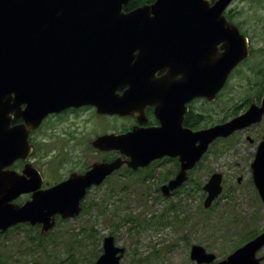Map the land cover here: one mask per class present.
I'll return each mask as SVG.
<instances>
[{
	"label": "water",
	"instance_id": "obj_1",
	"mask_svg": "<svg viewBox=\"0 0 264 264\" xmlns=\"http://www.w3.org/2000/svg\"><path fill=\"white\" fill-rule=\"evenodd\" d=\"M233 1L154 0L125 12L129 0H0V234L26 222L42 223L41 231L47 233L55 215L78 216L86 189L100 185L123 163L119 158L94 163L85 173L71 174L33 195L24 206H12L10 201L28 185L2 170L26 159L29 134L49 114L93 106L99 115H113L154 106L159 128L98 137L92 146L120 151L132 170L163 157L176 158L179 170L160 187L163 197L188 180L187 173L214 141L259 123L264 95L259 106L250 105L229 121L199 131L173 128L170 121V103L177 112L183 101H215L231 70L248 56L246 37L224 16ZM218 45L222 52L217 55ZM200 54L207 56V63L199 72L190 69L184 84L170 86L167 75L155 77L159 70L195 66ZM123 85L127 91L120 97L116 91ZM13 119L21 123L12 125ZM251 169L264 203V137ZM221 181L214 173L204 184V208L220 195ZM263 247L264 232L223 260L214 262L215 255L199 245L191 246L189 259L195 264H260L264 257L256 255ZM123 254L113 237L106 236L93 264H120Z\"/></svg>",
	"mask_w": 264,
	"mask_h": 264
},
{
	"label": "rangeland",
	"instance_id": "obj_2",
	"mask_svg": "<svg viewBox=\"0 0 264 264\" xmlns=\"http://www.w3.org/2000/svg\"><path fill=\"white\" fill-rule=\"evenodd\" d=\"M230 8L249 33L252 49L216 101L202 105L207 127L233 112H243L245 103L264 91V0H235ZM69 121L78 122L68 118L42 129L38 138L46 136V148L37 155L42 160L57 158L63 172L81 168L77 172L83 174L99 155L71 144L63 146L62 131L70 129ZM254 134L244 130L230 140L213 143L190 171V183L169 197L157 190L176 167L171 162L160 163L145 178H132L123 171L109 177L108 183L89 192L82 213L60 222L53 231L6 233L0 240V264H89L101 254L106 236L124 249L120 264H195L189 259L192 245L213 253L215 262L224 259L246 243L243 239L264 232V203L248 179L246 162L251 150L246 139ZM214 173L222 175V191L206 209L202 186ZM259 256L264 257V247Z\"/></svg>",
	"mask_w": 264,
	"mask_h": 264
},
{
	"label": "flooded vegetation",
	"instance_id": "obj_3",
	"mask_svg": "<svg viewBox=\"0 0 264 264\" xmlns=\"http://www.w3.org/2000/svg\"><path fill=\"white\" fill-rule=\"evenodd\" d=\"M209 1L211 2V4H213L215 0H209ZM224 15L226 17L227 22L231 23L232 25H235L238 28L239 32L244 37H246L248 43V56L244 60L239 62L234 69L231 70L223 88L220 90V92L217 93L216 99L227 86L235 70H237V68L247 60L252 49V43L250 42L249 33L245 32V28L243 24L237 20V16H235L230 6L224 11ZM221 52L222 50L220 48V45H218L216 47V54L218 55ZM216 59L217 57L214 58L213 61H215ZM206 63H207V56L204 54L203 55L200 54L199 56H196L194 60L195 66L192 67L190 64H185L182 67H179L178 69H175L173 67L168 70H159L156 72L155 77L161 78L164 75H167L168 81L170 82L169 83L170 86H174L176 84H184L187 80L189 81L190 73H191L190 69H196V72H199V69L203 67V65H205ZM126 91H127V86L123 85L117 89L116 93L121 97L126 93ZM263 95H264V91L263 93H257L253 99L248 100L245 103L247 105L246 109L250 105L259 106ZM215 101L209 102L204 98H194L189 101H185V102L183 101L181 105L178 107L177 112H175L174 104L170 103L169 115L171 117L170 121L173 128L178 127L180 129L191 130V131H199L208 128L205 124L207 116L205 114V110L202 105L208 103L213 104ZM151 104H153V101H151ZM234 113L237 114L234 115ZM239 114H240L239 112H233L232 116L229 117L228 119H220L211 126L223 124L229 121L230 119L238 116ZM68 118L78 122L77 123L74 122V124H72V122L69 121L71 122V124L69 125L70 129H65L62 131L63 132L62 134L66 139L65 144L63 146L66 147L71 144L74 149L82 150L83 148H85L86 150L89 149L91 151H94L95 154L99 155V157L95 161L93 160L90 163V165L85 168V171H83L84 173L88 171L94 163H110L117 158L121 159V161L123 162L118 170L114 171L110 176L104 179V181L102 182L104 184L108 183V181L110 180L108 179L109 177L117 176L121 171H123L126 175H131V177L135 176L136 178L137 177L145 178L149 174V172H153L152 170H154L155 167L158 166L160 163L171 162L177 167V169L176 167H174V169L170 174L171 176L167 175V177L163 178V182L160 184L159 189L157 190V192H159L162 195L160 191V187L166 185L170 180H172L179 170L178 160L176 158H170V157H163L161 159L151 162L147 167L138 168L137 170H132L127 165V161H129V158L126 155L122 154L120 151L115 149L101 151L95 149L92 146V142L98 137H102V136L118 137V136L127 135L133 130L139 131V130L159 128L161 124L159 119L156 117L154 106H150L148 104L144 106L139 105L137 109L130 111L128 113L113 114V115L110 114L99 115L97 114L96 109L93 106H82L79 108L71 107L59 113H52L47 115L42 120L40 126L29 134L28 141L31 151L29 155L26 157V159L25 160L16 159L9 167H6L2 170L13 173L18 179L23 180L28 185L26 192L20 193L10 201V204L12 206L22 207L26 203L32 200L33 195L37 193H43L48 189L55 187L59 183L67 180L71 174H79L77 170H80L81 168H74L72 169V172L69 173H68L69 170L63 172L61 167V162L58 161L57 158L53 157L48 160L47 159L42 160L40 156L37 155L39 149H42L44 147L46 148V144L44 140L46 136L44 134H40L41 137L38 138V134L42 132V129L54 126L53 124L55 122L61 120L65 121ZM19 123H21L20 119H13L11 124L15 125ZM261 126L264 127V114L259 123L251 125L250 127L245 128L243 130L237 131L228 138H220L214 142L216 143L219 141L230 140L238 132H242L244 130L255 132V134L252 137H247L246 139V141L249 143L251 148L246 161L250 174L248 179L252 182L253 186H254V182H253L251 165L255 160L257 148L263 140L264 128L260 129L259 131L258 129L256 130H251V129L255 127L259 128ZM189 175H191L190 171L187 173L188 180L185 183H183L181 187L172 191L169 196L177 194L178 192H180L182 189L185 188L187 183H190L192 179H190ZM240 180H241L240 178L237 179L238 182H240ZM203 186H202V191H203ZM95 187L97 186H91L86 189L84 198L81 201V213L85 210V206H84L85 199L88 197L89 192ZM67 220L69 219H62L59 215H55L53 217L54 226L50 231H53L60 222H66ZM42 227H43L42 223H36L34 225H31L28 222L18 223L15 226L8 228L4 233H1L0 240L3 238V236L6 235V233L14 229H23L35 233L39 231V233H42L41 231Z\"/></svg>",
	"mask_w": 264,
	"mask_h": 264
},
{
	"label": "trees",
	"instance_id": "obj_4",
	"mask_svg": "<svg viewBox=\"0 0 264 264\" xmlns=\"http://www.w3.org/2000/svg\"><path fill=\"white\" fill-rule=\"evenodd\" d=\"M152 2H154V0H129L128 4L126 5V7L124 8L125 11H130V10H133L137 7H140L142 5H145V4H151ZM247 106V105H246ZM237 113H234V115H236ZM17 122V121H16ZM257 234H253L252 238L255 237ZM252 238H246V239H243L241 242H247L248 240L252 239ZM237 247V245H236ZM235 247V248H236ZM0 258H1V254H0ZM97 258V257H96ZM95 258V259H96ZM2 259V258H1ZM2 263V261H0ZM93 263V262H92ZM92 263H89V264H92Z\"/></svg>",
	"mask_w": 264,
	"mask_h": 264
}]
</instances>
